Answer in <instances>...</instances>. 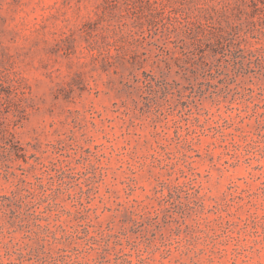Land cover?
I'll return each mask as SVG.
<instances>
[{"label": "clouds", "instance_id": "9594fccd", "mask_svg": "<svg viewBox=\"0 0 264 264\" xmlns=\"http://www.w3.org/2000/svg\"><path fill=\"white\" fill-rule=\"evenodd\" d=\"M0 264H264V0H0Z\"/></svg>", "mask_w": 264, "mask_h": 264}]
</instances>
